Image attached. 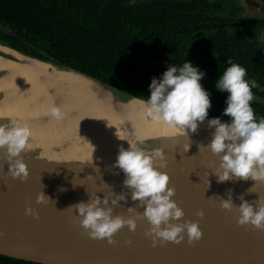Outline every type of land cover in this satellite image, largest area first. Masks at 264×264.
Masks as SVG:
<instances>
[{"label":"water","instance_id":"obj_1","mask_svg":"<svg viewBox=\"0 0 264 264\" xmlns=\"http://www.w3.org/2000/svg\"><path fill=\"white\" fill-rule=\"evenodd\" d=\"M245 4L248 16H254L259 6L264 11V4L253 0H245ZM0 58L35 70L42 69L49 78L43 77L40 81L52 79L73 87L85 84L123 117L138 121V116L145 113L143 102L146 99L73 67L28 55L1 41ZM4 75H8V69H0V78ZM14 88L0 91V107L3 98L8 97L9 91L13 93ZM253 96L255 100L264 101L263 97ZM13 119L17 118L0 117V123ZM25 124L32 128L30 120ZM213 130L206 126L197 133H188L187 137L171 133L135 140L146 153L164 149L167 167L161 171L169 175V187L175 189L171 199L184 212V217L174 222L194 221L202 231L201 239L191 243L185 230L180 243L157 241L153 246L151 237L145 235L150 224L142 215L143 206L134 202L130 191L124 188L123 172L113 168L116 157L74 155L71 142L64 141L50 148L53 152L61 150L71 154L64 161L32 155L30 150L24 160L28 177L21 180L7 174L8 162L2 158L3 150H0V255L40 264H264V230L239 225L236 207L229 211L220 206V198L227 199L229 190L237 207L241 194L253 205L259 199L264 200V181L234 178L218 183L213 173L219 164L208 157L210 150L202 148L199 151L198 148L211 140ZM188 143L190 147L185 152L184 145ZM121 191L127 194V201H120L112 215L135 219L136 229L130 231L123 226L113 234L111 244L107 239L90 238L80 225L82 217L69 206L88 202L89 196L95 194L109 198L108 206L112 207L113 193ZM42 192L51 201L37 204L36 197ZM130 207L132 212L128 211ZM26 208L33 209L38 217L26 215ZM200 211L203 217L197 215Z\"/></svg>","mask_w":264,"mask_h":264},{"label":"trees","instance_id":"obj_2","mask_svg":"<svg viewBox=\"0 0 264 264\" xmlns=\"http://www.w3.org/2000/svg\"><path fill=\"white\" fill-rule=\"evenodd\" d=\"M208 1L0 0V24L10 28L0 31V41L144 99L153 77L190 61L206 73L200 83L210 93L208 117H216L227 94L215 83L228 60L246 69V79L257 80L252 92L264 98V52L247 47L248 39L264 36V19L218 14L229 0ZM222 30L241 42L218 41L215 32ZM252 108L264 118V101L253 99ZM0 264L40 263L0 255Z\"/></svg>","mask_w":264,"mask_h":264},{"label":"clouds","instance_id":"obj_3","mask_svg":"<svg viewBox=\"0 0 264 264\" xmlns=\"http://www.w3.org/2000/svg\"><path fill=\"white\" fill-rule=\"evenodd\" d=\"M261 38L264 39V36ZM227 63L229 66L215 83L218 92L227 94L224 101L226 107L221 114L228 117L227 120H222L221 116L208 118L212 107L210 93L200 83L206 73L187 60L181 66L170 65L159 78H152L148 86L149 95L143 102L145 116L179 129L185 137L188 133H197L207 119V128L214 129L211 140L206 145H198V148L199 151L207 148L219 158V167L213 173L217 182L232 181L234 178L264 181V118L258 119L252 108V89L259 85L255 78L246 79L247 71L243 66L231 60ZM50 113L57 120L63 118L56 106L51 107ZM31 135L27 125L13 120L0 123V150H3L2 158L8 162L7 174L13 179L26 180L28 177L24 160L32 150L29 142ZM127 143V149L120 146L113 168L123 172L124 188L130 191L134 202L143 206L142 215L150 224L145 235L151 237L153 246L157 241L180 243L185 230L190 243L201 239L202 231L197 222H174L183 218L184 212L171 199L175 189L169 187V175L161 171L167 167L164 149L157 148L146 153L135 142ZM189 147L190 143L184 145V151L187 152ZM21 153H24L23 157ZM226 196L227 199L220 198V206L229 211L236 207L239 225L264 230V200L259 199L253 205L241 194L238 197L241 203L237 207L232 201L231 190ZM113 197L112 207L108 206L109 198L95 194L89 196L88 202L69 206L74 207L82 217L80 225L88 231L90 238L107 239L110 244L114 242L113 234L123 226L126 225L130 231L137 227L133 218L112 215L120 201H127V194L121 191L113 193ZM49 201L50 198L43 192L36 197L37 204ZM102 204L104 207H101ZM128 211L132 212L133 208H128ZM25 214L38 217L31 208H26ZM197 215L203 217L204 213L200 211Z\"/></svg>","mask_w":264,"mask_h":264},{"label":"bare ground","instance_id":"obj_4","mask_svg":"<svg viewBox=\"0 0 264 264\" xmlns=\"http://www.w3.org/2000/svg\"><path fill=\"white\" fill-rule=\"evenodd\" d=\"M0 69H8V75L0 78V91L7 92L5 89L15 87L13 93L9 91L8 97L3 98L0 117L17 118L13 121L21 125L31 121L32 155L67 160L71 154L61 150L53 152L50 148L51 145L70 141L75 149L74 155L110 159L117 156L120 146L128 148L127 141L181 133L163 122L148 119L145 113L138 116V121L116 114L110 103L106 105L105 100L96 97V93L88 90L85 84L73 87L52 79L40 81V78H49L42 69L35 70L2 58ZM52 106L60 109L62 119L51 116ZM206 126L207 120L199 129ZM208 157L219 164V158L211 151Z\"/></svg>","mask_w":264,"mask_h":264},{"label":"flooded vegetation","instance_id":"obj_5","mask_svg":"<svg viewBox=\"0 0 264 264\" xmlns=\"http://www.w3.org/2000/svg\"><path fill=\"white\" fill-rule=\"evenodd\" d=\"M257 3H259L260 5L264 4L263 1L261 0H253ZM244 2V13H241L240 15H233V14H226V13H218V14H224L226 16H235V17H239V18H253V19H256V18H263L264 19V11H262L261 7L259 6L257 9H256V13L254 16H248L247 15V6L245 4V0H243ZM217 35L218 34H221L222 38H219L218 41L222 40L225 42V43H238V42H241V40H238V39H234L232 37L233 35V32L231 31H226V30H222L221 32L220 31H217L215 32ZM237 34H240L241 32L239 31H236ZM245 33H248L249 32H245ZM249 41V45L247 46L249 50H252V49H256V50H259L261 52H264V39L261 38V35H257L254 37V39H248ZM233 47H238V45H234ZM247 66V65H246Z\"/></svg>","mask_w":264,"mask_h":264},{"label":"rangeland","instance_id":"obj_6","mask_svg":"<svg viewBox=\"0 0 264 264\" xmlns=\"http://www.w3.org/2000/svg\"><path fill=\"white\" fill-rule=\"evenodd\" d=\"M131 1L132 2H142L144 0H131ZM208 2L212 3V0H209ZM223 8L224 9L219 11V13L240 15L241 13H244V10H245L243 0H229L228 5L227 4L224 5ZM0 31L10 32V28L0 24Z\"/></svg>","mask_w":264,"mask_h":264}]
</instances>
